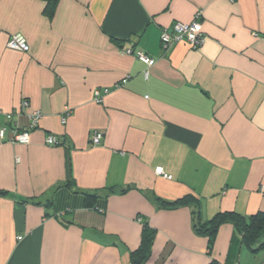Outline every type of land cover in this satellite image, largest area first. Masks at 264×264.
Masks as SVG:
<instances>
[{
	"label": "crops",
	"instance_id": "obj_1",
	"mask_svg": "<svg viewBox=\"0 0 264 264\" xmlns=\"http://www.w3.org/2000/svg\"><path fill=\"white\" fill-rule=\"evenodd\" d=\"M46 6L0 0V127L22 100L42 114L28 143L0 139V264H134L146 230L140 264H264L231 222L211 244L194 228L195 214L264 212V0ZM197 11L203 43L162 51L161 29ZM136 51L156 60L148 78Z\"/></svg>",
	"mask_w": 264,
	"mask_h": 264
},
{
	"label": "built area",
	"instance_id": "obj_2",
	"mask_svg": "<svg viewBox=\"0 0 264 264\" xmlns=\"http://www.w3.org/2000/svg\"><path fill=\"white\" fill-rule=\"evenodd\" d=\"M233 1V0H230ZM201 11H197L194 15V19L189 23L174 22L170 29L162 28L160 33L161 50L166 51L172 45L180 40H186L191 47H197L201 45L205 39V34L202 29L201 23ZM7 47L20 51H27L29 46L26 39L20 34H13L7 41ZM123 53H132L131 49H123ZM135 56L145 63L146 67L143 70L145 78L149 76V67L155 63V58L148 55L143 51L134 52ZM101 91L94 89L93 99L95 102L101 101ZM28 101L22 100L18 109L13 110L9 113H4L6 120L9 125H2L0 127V139H7L10 142L28 143L30 141L29 132L34 129L41 118V112L39 110H28ZM1 113V111H0ZM69 114L68 108L64 109L61 115V122L65 123L66 116ZM26 115L28 124H19L21 116ZM8 133V134H7ZM102 133L99 131H93L90 135V141L92 145L99 144L101 141ZM45 143L49 145H57L60 143V138L48 134L45 138ZM156 172L161 174L165 178H171V175L165 173L161 166L156 167Z\"/></svg>",
	"mask_w": 264,
	"mask_h": 264
},
{
	"label": "trees",
	"instance_id": "obj_3",
	"mask_svg": "<svg viewBox=\"0 0 264 264\" xmlns=\"http://www.w3.org/2000/svg\"><path fill=\"white\" fill-rule=\"evenodd\" d=\"M58 0H45L47 6L45 10L52 14ZM0 193H4L0 191ZM96 200L95 195H87V204L92 205ZM192 202L191 197H184L171 202L163 203L165 206H176ZM195 230L208 237L209 244L215 238L219 226L224 222H231L241 237L243 244L251 251L256 252L264 246V212H259L249 217H244L235 212H220L206 221H201L195 214ZM152 239V231L143 232V243L138 250L133 252L132 259L134 264L142 263L146 257L150 241Z\"/></svg>",
	"mask_w": 264,
	"mask_h": 264
}]
</instances>
